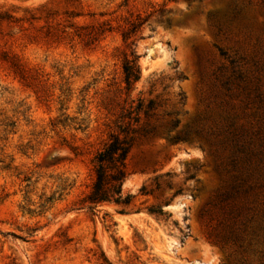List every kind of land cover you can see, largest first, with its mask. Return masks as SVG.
Returning a JSON list of instances; mask_svg holds the SVG:
<instances>
[{
	"label": "rangeland",
	"instance_id": "1",
	"mask_svg": "<svg viewBox=\"0 0 264 264\" xmlns=\"http://www.w3.org/2000/svg\"><path fill=\"white\" fill-rule=\"evenodd\" d=\"M0 14V264H264V0ZM113 133L131 141L127 206L85 201Z\"/></svg>",
	"mask_w": 264,
	"mask_h": 264
},
{
	"label": "trees",
	"instance_id": "2",
	"mask_svg": "<svg viewBox=\"0 0 264 264\" xmlns=\"http://www.w3.org/2000/svg\"><path fill=\"white\" fill-rule=\"evenodd\" d=\"M5 15L0 14V22ZM124 35V39H127ZM5 61L10 63L14 73L21 77L25 76V69L20 60L9 54H4ZM125 73V83L127 88L136 82L140 77V66L136 58L125 60L123 65ZM131 148V141L128 136H121L118 133L110 135L104 147L95 156L94 181L90 191L85 196V201L91 204L97 203H116L129 205L133 196L123 195V184L127 177V158ZM149 211L159 214L161 209L150 208Z\"/></svg>",
	"mask_w": 264,
	"mask_h": 264
},
{
	"label": "water",
	"instance_id": "3",
	"mask_svg": "<svg viewBox=\"0 0 264 264\" xmlns=\"http://www.w3.org/2000/svg\"><path fill=\"white\" fill-rule=\"evenodd\" d=\"M191 12V9H188L186 11H182L175 15H169L167 18V25L172 27L175 26L178 22H180L184 17H186Z\"/></svg>",
	"mask_w": 264,
	"mask_h": 264
}]
</instances>
